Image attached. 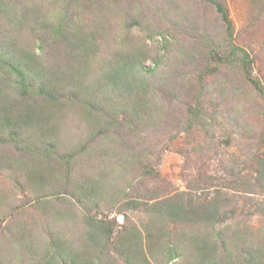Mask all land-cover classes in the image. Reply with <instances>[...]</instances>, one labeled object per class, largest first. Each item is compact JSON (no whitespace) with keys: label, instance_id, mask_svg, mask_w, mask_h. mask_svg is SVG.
<instances>
[{"label":"rangeland","instance_id":"rangeland-1","mask_svg":"<svg viewBox=\"0 0 264 264\" xmlns=\"http://www.w3.org/2000/svg\"><path fill=\"white\" fill-rule=\"evenodd\" d=\"M225 3L233 23V43L249 54V74L264 85L263 3ZM17 5L38 10L45 18H58L60 12L68 11L79 30L97 36L95 65L101 58L140 46L146 51L145 67L158 66L170 77L160 82L166 93L154 98L163 111L156 126L135 134L127 131L126 141L93 137L87 121L71 109L60 134V152L72 150L73 156L69 160L49 159L52 174L31 179L14 158L0 164V264H45L44 260L57 251V245H72L84 254L89 244L88 233L94 226L89 224L92 219L105 222L104 232L109 234L102 239L106 247L102 263L128 264L115 241L120 242L122 236L130 233L134 238L141 234L146 243V227L152 218L150 206H158V199L165 196H184L186 203L196 204L217 197L220 218L225 217L216 224L217 231L236 223L247 224L254 232L264 229V187L244 190L231 186L235 185L236 175L246 172L244 160L252 152L264 151V135L255 131L264 129V116L259 114L263 107L253 101L244 66L233 57L234 49L226 40L224 25L210 3L17 0ZM34 11L30 12L29 25L17 29L12 21L3 19L6 13H0V32H15L20 46L38 49L39 33L32 32ZM56 49V44H50L47 52ZM210 50L213 53L209 54ZM59 53L60 50L53 52ZM197 97L205 104V113L213 118L211 124L207 119L206 126L188 134L179 127V121L186 118L188 104H194ZM248 128L255 136L252 141L243 137ZM0 154L19 158L22 151L0 143ZM131 157L133 162L128 163ZM234 159L239 164L229 171L225 166ZM145 165L151 173L146 172ZM92 187L97 188L95 194L79 201L77 192ZM40 195H45L44 202L38 201ZM166 230L169 237L165 242L176 234L184 239L202 236L207 230L211 232L212 227L203 222L196 226L172 222ZM95 247L87 255L96 257ZM156 251L154 255L147 251L148 258H152L150 264L183 262L177 258L166 263L165 252Z\"/></svg>","mask_w":264,"mask_h":264},{"label":"trees","instance_id":"trees-1","mask_svg":"<svg viewBox=\"0 0 264 264\" xmlns=\"http://www.w3.org/2000/svg\"><path fill=\"white\" fill-rule=\"evenodd\" d=\"M205 1L218 12L226 40L234 49L232 55L244 66L246 81L253 90V101L263 107L259 109V114L264 116V85L249 74V54L233 43V23L225 0ZM256 3H263L264 6V0H256ZM32 11L19 8L17 0H0V13H6L3 19L12 21L16 29L20 25H29ZM33 15L32 32H38L41 39L38 49L20 46L15 32H0V143L22 151L19 158L0 154V164L14 158L18 167L25 169L31 179L42 178L45 173L52 174L53 166L49 159L58 157L69 160L73 156L72 150L60 152V134L65 116L71 109L87 121L93 137L123 138L122 141H126L127 131L135 134L136 131L156 126L155 121L162 120L163 111L155 104L154 98L166 93L160 82L168 79L170 74L168 76V73L159 71L158 66L145 67L146 51L142 47L113 53L101 58L95 65L93 59L98 49L97 36L79 30L74 16L68 11L60 12L58 18H45L38 10ZM50 44H56L55 51L60 50V53L47 52ZM200 83H203V78ZM246 100L250 101L248 98ZM205 112V104L197 97L194 104H188L187 116L179 121V127L191 134L195 128L206 126L207 119L210 123L213 117ZM237 130L243 132L240 128ZM255 131L264 135V129ZM252 136L249 128L244 131L243 137L248 141L253 140ZM109 152L113 153V150ZM260 152H252L244 160L246 172L236 175L233 180L235 185L231 186L244 190L264 187V151ZM133 158H129L128 163H132ZM229 162L225 167L234 171L239 162L236 159ZM144 168L151 173L146 165ZM95 191L97 188L92 187L77 192L79 201L95 194ZM43 196L37 197L39 202H44ZM184 199V196L176 199L165 196L158 199V206H150L152 218L149 227H146V243L141 234L139 238H134L130 233L122 236L120 242L115 241V247H120L118 251L122 250L128 264H150L152 258H148L147 251L154 255L157 249L165 252L166 263L181 258V264H264L263 228L254 232L249 225L236 223L227 224L217 231L219 219L225 220L223 216L220 218L221 204L217 197L201 204L186 203ZM159 222L161 226L158 227L156 224ZM172 222L195 226L203 222L206 227H212V231L207 230L202 236L187 239L176 234L174 239L165 242L169 235L166 228ZM89 224L94 226L88 233L89 244L84 254L72 245H57V251L44 263L103 264L101 258L106 247L102 239L109 235L104 232L105 222L92 219ZM108 231L112 233L111 229ZM93 245L100 247H95L96 257L87 255Z\"/></svg>","mask_w":264,"mask_h":264}]
</instances>
